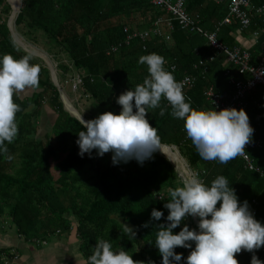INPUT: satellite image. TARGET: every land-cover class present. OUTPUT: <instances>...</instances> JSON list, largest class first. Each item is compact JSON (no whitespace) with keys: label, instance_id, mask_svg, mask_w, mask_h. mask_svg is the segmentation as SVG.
<instances>
[{"label":"trees","instance_id":"1","mask_svg":"<svg viewBox=\"0 0 264 264\" xmlns=\"http://www.w3.org/2000/svg\"><path fill=\"white\" fill-rule=\"evenodd\" d=\"M182 1L189 16L198 18L206 32L218 30V41L230 50L242 49L235 39L237 32L254 35L264 30V17L254 15L246 30L241 31L237 21L222 25L231 0ZM250 1L264 7V0ZM11 14L8 1L0 0V55L11 54L19 59L27 53L13 46L7 26ZM159 19L172 18L150 0H23L15 28L27 41H43L44 52L57 65L61 86L66 80L80 77L82 83L76 92L95 103L101 114H119L117 97L143 83L148 72L147 65L138 63L142 55L162 56L165 68L174 69L179 82L196 78L193 88L184 92L196 109L211 110L204 96L209 88L214 87L216 92L229 89L227 70L236 80L248 79L233 65L227 66L226 56L212 49L205 38L182 30L177 23H173V30L166 24L160 26V37L151 35L146 41L136 37L126 45L128 36L151 32ZM113 48H118L115 53L111 52ZM262 49L256 46L247 51L251 66L256 67L262 59ZM30 63L40 66L39 86L27 100V110L17 113V136L7 143V152L0 153V222L8 216L17 236L41 246L75 230L86 261L96 242L103 239L114 250L132 255L134 261L161 264L162 257L153 244L158 226L167 223L164 204L169 200V189L182 184L174 167L158 152L143 165L135 159L114 165L111 152L100 157L93 150L91 157L87 153L81 157L76 141L78 133L85 129L64 110L45 64L35 57ZM14 100L20 107L18 98ZM247 101L249 122L257 132L255 140L262 142V149L253 156L264 170V91L256 90ZM45 107L56 121L41 140L38 124ZM160 107L165 109L163 116L157 108L149 109L146 117L156 128L160 145L176 147L188 165V173L197 174L207 185L217 176H225L239 201H246L252 214L256 211L254 217L264 224V180L246 171L237 157L227 164L203 160L191 140L186 139L184 121L170 115L167 101L162 100ZM86 172L90 173L88 185L83 184L82 178ZM153 209L164 212L160 221L151 218ZM192 221L189 217L184 223L198 230ZM183 226L174 229V233ZM175 251L186 258L191 249L177 247ZM254 254L260 257L256 252L242 250L236 258L239 264H251ZM18 256L10 249L0 250V264ZM180 264H184V259Z\"/></svg>","mask_w":264,"mask_h":264},{"label":"clouds","instance_id":"2","mask_svg":"<svg viewBox=\"0 0 264 264\" xmlns=\"http://www.w3.org/2000/svg\"><path fill=\"white\" fill-rule=\"evenodd\" d=\"M13 46H16L13 40ZM32 55L19 59L11 54L0 55V153L7 152V143L18 134L17 113L19 105L14 97L26 88L39 86L38 64H32ZM139 64L147 65L148 75L142 84L120 94L116 103L121 106L119 114L111 111L85 121L77 116L85 130L78 133L76 141L81 157L87 153L103 157L112 153L117 165L135 159L143 163L160 150V140L155 127L146 118L149 109L160 108L161 101L171 107L170 115L184 121L187 138L195 146L199 156L206 161L227 164L245 155V146L252 138L254 129L244 109L235 107L217 111L196 109L186 100L183 83L175 79L174 69L165 68V59L151 53L142 55ZM219 203V207H217ZM168 210L167 223L156 230L154 246L162 257L161 264H239L236 254L242 250L254 252L264 246V224L258 221L248 203H241L225 176L219 175L210 185L197 174L183 178L181 186L169 189V200L164 204ZM151 218L160 221L164 212L153 209ZM189 217L199 218L198 230L184 223ZM184 225L178 233L174 229ZM194 245V247H193ZM191 249L183 258L175 249ZM87 264H141L123 250H114L110 242H96ZM251 264H264L255 254Z\"/></svg>","mask_w":264,"mask_h":264},{"label":"built area","instance_id":"3","mask_svg":"<svg viewBox=\"0 0 264 264\" xmlns=\"http://www.w3.org/2000/svg\"><path fill=\"white\" fill-rule=\"evenodd\" d=\"M151 4L162 12H165L172 19L163 20L159 19L154 29L149 32H143L139 35L135 33L133 36H128L126 45H129L133 38L139 37L142 41H146L151 35L154 37H160L162 34L160 32V26L166 24L168 28L173 30V23H177L182 30H185L193 35L200 36L206 39L208 45L212 47L217 53L226 56L225 64L233 65L239 70L240 75H247V80H236L232 72L227 70L225 77L228 79L229 89L224 92H216L214 87L209 88L204 96L206 101L211 105V110L216 109L217 111L224 108L235 107L237 110L248 109V97L251 96L256 90L260 89L264 91V47L262 49V59L258 65L251 66V57L247 51H243L240 48H235L230 50L226 48L223 44L218 41V30L214 33H209L202 28L199 19L192 18L189 16L185 9V2L182 0L172 2L171 0H150ZM251 15L264 17V7H257L251 4L250 0H231L229 5V14L224 20L222 25H230L233 21H237L241 26V31L246 30L251 25ZM127 32V30H126ZM263 35L264 30H260L256 35ZM118 48H113L111 52L115 53ZM200 65H203L202 63ZM206 73L202 72L204 75ZM74 90L81 85L82 81L80 77H77ZM196 78L188 77L183 79L184 92L189 88H193L196 83ZM186 133V132H185ZM257 135L256 131H253L252 138L249 143L245 146V155L238 156L237 158L243 162L244 169L249 172L257 174L262 180H264V170L257 165V158L253 156L254 152L262 149V142L255 140ZM186 139L187 135H186ZM161 199V198H159ZM254 205L258 204L254 202ZM264 208V205H263ZM256 211L253 210V215ZM248 252V251H247ZM260 257L259 259L263 261L264 256V246L260 249L254 250Z\"/></svg>","mask_w":264,"mask_h":264},{"label":"crops","instance_id":"4","mask_svg":"<svg viewBox=\"0 0 264 264\" xmlns=\"http://www.w3.org/2000/svg\"><path fill=\"white\" fill-rule=\"evenodd\" d=\"M235 39L238 45L245 51H249L256 46L261 49L264 47V34H257L255 36L253 34L249 35V33L243 35L237 32ZM33 95H35L33 88H26L19 94L18 101L22 103L20 109L27 110V100L32 98ZM49 110L48 107L42 110L39 124L54 125L56 116L53 113L52 116H49ZM8 249L12 251V254L18 252L19 256L14 260H6L4 264H87L86 259L81 253L80 242L75 230L65 233L60 240H51L41 246L38 243H26L17 236L16 230L10 222L8 224V222H3L2 220L0 222V250Z\"/></svg>","mask_w":264,"mask_h":264},{"label":"rangeland","instance_id":"5","mask_svg":"<svg viewBox=\"0 0 264 264\" xmlns=\"http://www.w3.org/2000/svg\"><path fill=\"white\" fill-rule=\"evenodd\" d=\"M8 1L11 3V5L14 8V0H8ZM10 18H11V16H10ZM10 18H9V20H10ZM13 28H14L15 34L17 36V39L23 45L31 47V48H34V49H36V51H40L41 53L45 54L50 59L52 65H53V67L55 69V72H56L55 75H56V79H57L58 85H59V87L61 88V90L64 93L65 106H66V108L68 106L69 109H70V111L68 110V108H67V110L72 115L76 114L77 116H83V119L86 120V121L98 117L101 113H100L99 108L96 106V104L93 103L92 101H90L88 98H85L80 92L78 93V92H76L74 90L75 89L74 86L76 84V80L75 79L66 80L65 81V86H64V84H62V86H61L60 79H59L58 73H57V65L53 61V59L44 52V43H43V41H41L39 39H33V38H32V40H28L27 41L26 39H24V38H22L21 36L18 35V32L16 31L15 25H14ZM36 43H37L38 46H35ZM32 54L35 57L45 59L41 55H38L37 53H32ZM45 66H46V68H49L47 64H45ZM51 78H52V75H51ZM62 87H64V90H63ZM70 88L72 89V92H71ZM49 112H50L49 116H52V112L50 110H49ZM76 115H74V116H76ZM51 119H53V118H51ZM49 121H51V120L49 119ZM38 125L40 127L38 138L42 140V139H44L45 135L47 133H49V131L51 129L50 127L53 124H38ZM172 150H173L174 154L177 156V159H178L179 163H181L182 166L184 167V170H185L184 172L186 173V175H189V173H188V165H187L186 161L183 160V158L181 157V155L179 154V152L177 150H174V149H172ZM89 177H90V173L89 172H86V173H84L82 175L83 184H85V185L89 184ZM197 221L199 222L198 218H197ZM3 222H8V224H9V222L11 223L10 219L8 218V216L4 217ZM193 224H194V222H193ZM11 225H12V223H11ZM75 226H76V224H75Z\"/></svg>","mask_w":264,"mask_h":264},{"label":"water","instance_id":"6","mask_svg":"<svg viewBox=\"0 0 264 264\" xmlns=\"http://www.w3.org/2000/svg\"><path fill=\"white\" fill-rule=\"evenodd\" d=\"M8 1V0H7ZM23 1V0H22ZM22 1H21V6H20V9H19V11H18V14H17V16L15 17L16 19H17V17H18V15L20 14V12H21V9H22ZM8 3L10 4V6H11V8H12V14H11V18H10V20L8 21V23H7V26H8V29H9V31H10V33H11V36H12V38H13V40H15V42H16V45L18 46V47H20L25 53H27V54H30V55H32L33 57H35L32 53H30L19 41H18V39H17V36H16V34H15V31H14V25H15V21H16V19L14 20L13 19V15H14V11H13V6L11 5V3L8 1ZM15 16V15H14ZM14 20V21H13ZM35 58H38V57H35ZM38 59H40L44 64H47L48 65V67L49 68H47L48 70H49V72H50V76L52 75V83H53V85L56 87V89L58 90V92H59V94H60V99H61V101H62V103H63V106H64V110L68 113V114H70V116H72L73 118H75V119H77L76 118V116H73L68 110H67V108H66V106H65V102H64V93H63V91L61 90V88L59 87V85H58V82H57V79H56V75H55V69H54V67H53V65H52V63H51V61H50V59L47 57L46 59H42V58H38ZM78 120V119H77ZM79 121V120H78ZM80 122V121H79ZM160 147L162 148V147H165V148H168V149H174V150H177L178 151V149L176 148V147H168V146H164V145H160ZM157 152V151H156ZM179 152V151H178ZM159 153V152H158ZM160 155H162L161 153H159ZM180 154V153H179ZM163 157H165L171 164H172V166L174 167V169H175V171H176V173H177V175H178V177L181 179V181H183V178H184V176L178 171V168H177V166L174 164V162L173 161H171L170 159H168L166 156H164V155H162ZM184 160V159H183ZM192 173V172H191ZM192 220H193V222H194V224H195V226L196 227H198V221H197V218H195V217H192Z\"/></svg>","mask_w":264,"mask_h":264},{"label":"bare ground","instance_id":"7","mask_svg":"<svg viewBox=\"0 0 264 264\" xmlns=\"http://www.w3.org/2000/svg\"><path fill=\"white\" fill-rule=\"evenodd\" d=\"M21 1L22 0H14V15H13V19L15 20L17 14H18V11L20 9V6H21ZM18 18V17H17ZM13 20V21H14ZM19 38V37H18ZM19 41V40H18ZM20 42V41H19ZM21 43V42H20ZM22 44V43H21ZM23 45V44H22ZM30 53H37L38 55H41L43 58H47V56L43 53H41L40 51H36V49L34 48H31V47H28V46H25L23 45ZM68 110L70 111L69 107L67 106ZM76 115V114H74ZM73 115V116H74ZM77 116V115H76ZM86 121V120H85ZM157 152L163 154L164 156H166L168 159H170L171 161L174 162V164L177 166L178 168V171L185 177L187 176L186 173L184 172V167L182 166L181 163H179L178 159H177V156L174 154L173 150L172 149H168V148H165V147H160V150H157ZM190 171V170H189ZM191 172V171H190ZM199 219V218H198Z\"/></svg>","mask_w":264,"mask_h":264}]
</instances>
